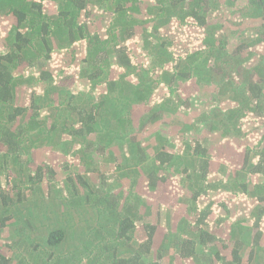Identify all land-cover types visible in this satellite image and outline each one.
Listing matches in <instances>:
<instances>
[{
	"label": "trees",
	"instance_id": "obj_1",
	"mask_svg": "<svg viewBox=\"0 0 264 264\" xmlns=\"http://www.w3.org/2000/svg\"><path fill=\"white\" fill-rule=\"evenodd\" d=\"M0 185V264H264V0H0Z\"/></svg>",
	"mask_w": 264,
	"mask_h": 264
},
{
	"label": "rangeland",
	"instance_id": "obj_2",
	"mask_svg": "<svg viewBox=\"0 0 264 264\" xmlns=\"http://www.w3.org/2000/svg\"><path fill=\"white\" fill-rule=\"evenodd\" d=\"M161 81V80H160ZM163 81V80H162ZM163 84H165V82H161V84L158 86V88L155 90V93H159V94H161V95H164L167 91H168V88L167 87H165V85H163ZM193 88H190V90H192ZM130 93H132L131 91H129L128 90V92H126L123 96H125V95H130ZM191 99V105H192V107L193 108H196V105H195V103H196V101L198 102V99H204V101H202V102H200L199 103V105H198V107H199V111L201 110V112H200V114L199 115H197L198 116V119H201V118H205V120H203V121H191V120H188L187 118H186V120L187 121H183L184 120V118H182L181 119V121H183V125L182 124H180V128H181V130H183V131H186V129H189V131H191V129H192V126H195L196 127V131L197 130H201V129H203V128H205V129H207V130H209V129H211L213 126V124H212V120H213V118L211 119V114H212V112H213V108L210 106V104L212 103L210 100H207L202 94H201V90H197L196 89V93H195V95L193 96V97H191L190 98ZM148 101H150V100H147L146 102H148ZM197 107V108H198ZM191 111V113H192V111H194V109H192V110H190ZM217 113H214V116L216 115ZM194 115H196V114H193L192 116H194ZM205 115H207V116H205ZM190 116L188 115V118H189ZM215 120H217L216 118H214ZM162 120H165V118H163ZM176 124H178V122L176 121L175 122ZM188 125L187 127H185L184 125ZM163 124L161 123L160 124V122L158 121L157 123H155L154 124V126L156 127V129H158L157 131H161V130H165L166 129V127L165 126H162ZM110 126L111 125H108V127H109V129H110ZM158 127V128H157ZM147 130H149V129H147ZM180 130V129H179ZM111 132V131H110ZM177 132V131H176ZM212 132V131H211ZM213 134H215V136H216V134L217 133H215V132H212ZM97 134V133H96ZM96 134H94V135H91V137H88L87 139H99V138H97L99 135H96ZM147 134V133H146ZM144 135V138L146 137V141H139V142H143V144H144V147L146 148V149H148L149 151H151V149L153 148V146H152V144L155 142V141H153V139H151L152 138V136H147V135ZM157 135L159 136V132H157ZM219 135H220V133H219ZM155 140H156V137L154 138ZM210 141V140H209ZM91 142H101V141H91ZM157 142V141H156ZM44 157V154H43V156L41 157V158H39V159H42ZM35 163V162H34ZM80 168H82V167H80ZM83 169V168H82ZM222 173H224V176L226 177H228V174L227 173H225V171H223ZM43 191V190H42ZM1 213V212H0ZM9 224L10 225H7V226H4V227H1L2 228V236L0 237V244H3V243H6V241H7V235H9V234H12L13 233V229H11V228H13V225H12V223H11V221L9 222ZM7 233H9V234H7Z\"/></svg>",
	"mask_w": 264,
	"mask_h": 264
},
{
	"label": "built area",
	"instance_id": "obj_3",
	"mask_svg": "<svg viewBox=\"0 0 264 264\" xmlns=\"http://www.w3.org/2000/svg\"><path fill=\"white\" fill-rule=\"evenodd\" d=\"M3 186L0 185V192L3 190ZM0 204H1V201H0Z\"/></svg>",
	"mask_w": 264,
	"mask_h": 264
}]
</instances>
